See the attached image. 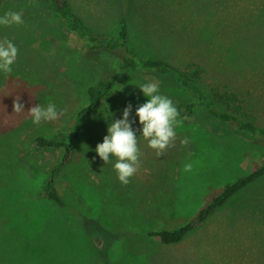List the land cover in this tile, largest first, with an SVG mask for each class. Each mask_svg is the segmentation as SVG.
Wrapping results in <instances>:
<instances>
[{"label": "rangeland", "instance_id": "1", "mask_svg": "<svg viewBox=\"0 0 264 264\" xmlns=\"http://www.w3.org/2000/svg\"><path fill=\"white\" fill-rule=\"evenodd\" d=\"M69 1L99 36L117 37L126 21L129 46L143 57L168 60L190 74L203 70L200 85L208 96L212 88L234 92L245 112L264 128V0ZM8 11L22 13L23 23L0 26V40H11L18 48L12 72L0 73V135L18 150L11 180L0 182V264H114L115 253L109 250L120 245L124 251L127 233L112 229L107 219L113 221L124 213L140 218L142 213L145 220L149 218V230H175L227 184L264 161L263 147L212 117L204 106L196 109L190 124L178 112L175 138L160 155L149 147V163L162 157L154 168L161 165L168 180L159 185L149 181V198L156 199H150L148 207L139 206L149 213L130 206L123 189L116 186L112 165L94 154V146L107 134L108 121L101 110L109 107L112 118L119 119L131 104L130 119L138 121L135 108L147 97L136 84L146 80L158 81L160 93L175 106L197 102L199 97L180 88L172 73L149 77L126 70L102 99L101 108L88 118L73 164L57 175L65 205L57 207L40 198L49 171L64 151L33 152L34 138L66 132L74 115L88 103V87L111 77L121 57L118 50H90V42L67 31L63 19L44 4L5 0L0 15ZM17 98L24 104L19 113L13 112ZM49 101L56 104L58 118L33 124L28 109ZM13 130L17 134L12 138ZM103 179L112 186L103 187ZM140 182L143 185L144 178ZM171 192L176 200L172 206ZM156 208L165 212V218L155 215ZM170 211L173 216L168 218ZM129 243L140 247L146 241L135 237ZM134 256L130 252V264ZM148 256L149 264H264V177L182 242L159 247L149 241Z\"/></svg>", "mask_w": 264, "mask_h": 264}, {"label": "trees", "instance_id": "2", "mask_svg": "<svg viewBox=\"0 0 264 264\" xmlns=\"http://www.w3.org/2000/svg\"><path fill=\"white\" fill-rule=\"evenodd\" d=\"M5 0H0V3ZM29 4L41 3L56 12L64 21L67 31L85 38L90 42V50H110L120 54V65L109 78H101L95 85L88 87V103L79 110L68 123L66 132H58L54 137L37 136L33 140L32 151L63 149L64 154L60 162L49 171V175L41 191L40 198L49 199L57 207L65 205L62 194L59 192L56 179L58 173L73 164L79 140L88 118L95 114L102 106V99L107 96L116 86L117 80L126 70H134L152 75H169L176 77L177 85L185 92L197 95L198 101L193 103H178L177 110L185 124L193 123L196 109L204 106L208 113L223 123L234 126L239 133H243L257 145L264 148V128L259 127L251 116L244 110L240 97L234 92L220 91L212 88L211 96H208L200 85L203 70L190 74L168 60L150 56L143 57L129 46V32L126 21H122V27L117 37L99 36L92 28L76 13L69 0H26ZM263 17V16H262ZM146 70V71H145ZM224 107L222 110L220 107ZM10 137L17 134V130L11 131ZM84 135V134H83ZM5 135H0V182L8 183L18 164V150L13 143H6ZM8 165L10 166L8 168ZM5 173H8L5 174ZM86 175V174H85ZM264 177V161L254 170L236 181L227 184L223 190L215 196L193 219L185 225L169 230H152L149 235L158 237L164 244H177L182 242L190 232L202 225L220 207L225 206L233 197L242 190Z\"/></svg>", "mask_w": 264, "mask_h": 264}, {"label": "clouds", "instance_id": "3", "mask_svg": "<svg viewBox=\"0 0 264 264\" xmlns=\"http://www.w3.org/2000/svg\"><path fill=\"white\" fill-rule=\"evenodd\" d=\"M23 23L22 13L15 11L5 12L0 15V26ZM18 55V48L8 39L0 40V73L8 75L12 72V65ZM143 96L147 99L135 108V116L138 121L130 119L133 106L128 104L122 112V118L114 119L109 110H101L105 120L108 121L107 134L103 141L95 147V152L108 163L114 159L112 167L117 179L127 184L128 178L133 176L139 167V155L137 137L142 135L147 140L148 147L156 150L157 155L169 145L175 136V127L178 124V111L172 99L159 91V82L146 80L136 84ZM24 110V104L19 98L13 101V112L19 113ZM33 124L42 121H53L58 118L56 104L49 101L46 105L40 103L28 109ZM109 120L111 123H109ZM139 127H134L135 124Z\"/></svg>", "mask_w": 264, "mask_h": 264}, {"label": "crops", "instance_id": "4", "mask_svg": "<svg viewBox=\"0 0 264 264\" xmlns=\"http://www.w3.org/2000/svg\"><path fill=\"white\" fill-rule=\"evenodd\" d=\"M137 140L140 141L138 145V148L140 151L138 170L135 172L133 176L128 178L129 182L127 184L121 183L117 179V176L114 180H117L116 186L117 187L119 186L123 189L124 195L126 199L129 201L130 206L134 204V205H138V207L141 205L142 206L145 205L148 207L149 200L156 199V198H149V181H151L154 184L159 185L160 183L168 180V177H167L168 173L161 165H158V167L154 168L156 161L158 164L163 159L162 157H159L156 160L149 163V147H148L147 140H145L142 135L138 136ZM102 141L103 140L100 139L99 143ZM95 147L96 145L94 146V154L96 158H98L97 153L95 152ZM114 162L115 160L112 159V161L108 162L107 164L113 165ZM97 169H98V166H97ZM97 174L98 176H100L99 171H97ZM86 175H88L87 171H86ZM138 175L141 178H144L143 185H139L141 182H140V177H137ZM101 182L103 184V187H105V185L110 186V187L112 186V184L111 185L106 184L104 179ZM143 191H145V193H143ZM168 199H169L170 206L175 204L176 200H174L173 192L169 193ZM140 210L142 211L141 208ZM143 213H149V209L145 210ZM139 214H140V218H137L135 214L130 215L128 213H124L122 215L117 216L113 220L116 222H113L112 219L111 220L107 219L108 222L111 224L112 229H114L115 231H119V232L123 231L127 233L126 243L128 242V244L125 243V245L123 246L124 251L122 249V246L120 245L113 247L114 249L112 248V250H109L115 253L113 256L114 264H122V263L130 264L128 261L130 252L135 254L134 256L135 262L133 264H136V263L149 264V262L147 261V258L145 257V256L149 257L148 256L149 241H153L154 243L159 245V247L170 245V244L162 243L158 237L150 236L149 232L152 230L151 229L149 230L150 228L149 218L145 220L144 216H142L143 214L142 213H139ZM155 215L158 217H162V218L164 215V218H165V212L162 213V210L157 209V208H156ZM172 216H173L172 211H170L168 218H171ZM131 230H134V231H131ZM135 237L141 240L144 239L146 241V244H145L146 246L141 245L140 247H135L134 244L131 245L129 241H131L132 239H135ZM181 249L183 248L181 247Z\"/></svg>", "mask_w": 264, "mask_h": 264}]
</instances>
